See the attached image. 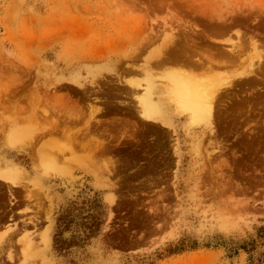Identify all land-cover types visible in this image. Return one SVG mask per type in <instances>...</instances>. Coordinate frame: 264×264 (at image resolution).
I'll list each match as a JSON object with an SVG mask.
<instances>
[{"label":"rangeland","instance_id":"374dc122","mask_svg":"<svg viewBox=\"0 0 264 264\" xmlns=\"http://www.w3.org/2000/svg\"><path fill=\"white\" fill-rule=\"evenodd\" d=\"M3 168L0 264H250L224 243L264 225V0H0ZM68 208L83 244L58 251Z\"/></svg>","mask_w":264,"mask_h":264},{"label":"trees","instance_id":"16d2710c","mask_svg":"<svg viewBox=\"0 0 264 264\" xmlns=\"http://www.w3.org/2000/svg\"><path fill=\"white\" fill-rule=\"evenodd\" d=\"M94 204L97 207V212L95 215L91 216L90 222H80L83 226L74 225L80 229L75 230L74 232L82 231L85 236L84 238H90L99 233L101 225L104 223L105 217V204L101 199H94ZM76 217H82L80 214H76L75 211L71 209L64 210L58 220V232L55 235V247L58 251L68 250L70 247L74 245L83 244L80 238V234H73L71 238L64 239L62 238L64 231L71 229L72 224L75 222ZM82 221V220H81ZM79 224V223H78ZM257 233L254 236H251L248 240H244L242 244L240 242H228L224 243V246L228 249V251L233 255L238 252L239 249H243L250 254L249 260L250 264H262V256L264 257V251H259V245H264V225L257 228ZM172 245L165 249V253L159 252L157 254L158 259H162L173 253H178L182 248L178 247L177 249H172Z\"/></svg>","mask_w":264,"mask_h":264},{"label":"bare ground","instance_id":"6f19581e","mask_svg":"<svg viewBox=\"0 0 264 264\" xmlns=\"http://www.w3.org/2000/svg\"><path fill=\"white\" fill-rule=\"evenodd\" d=\"M162 64H163V62H162ZM190 80H191L190 78H182L179 80V85L174 87V99L176 100L178 107L180 109H182L183 111L191 113L192 121L198 122L204 118V115L208 114L207 113V97H208V95L202 91L201 87H198L197 84H193L192 81H190ZM144 115L147 116L146 114H144ZM12 137H14V136H12ZM7 142L9 144H12L14 142V140L9 136L7 138ZM54 146H57V145H54ZM57 148H58L57 154L60 155L61 157H63V155H64L63 152L65 150V147H64V149L61 148L60 146H58ZM43 150L38 151L39 162L44 167L50 168L51 164L55 163L54 159H56L57 157L53 154L52 150H51V152H52L51 156L48 155V152H47V154H45L46 151L44 150L45 151L44 152ZM11 177H12V173L10 171H8V170L4 171V168H3V170H0V178L3 179V181L10 180L13 178V177L12 178Z\"/></svg>","mask_w":264,"mask_h":264}]
</instances>
